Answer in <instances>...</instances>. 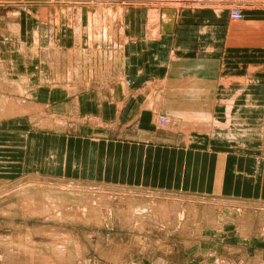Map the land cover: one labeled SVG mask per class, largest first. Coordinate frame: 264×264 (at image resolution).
Here are the masks:
<instances>
[{
  "label": "rangeland",
  "instance_id": "rangeland-1",
  "mask_svg": "<svg viewBox=\"0 0 264 264\" xmlns=\"http://www.w3.org/2000/svg\"><path fill=\"white\" fill-rule=\"evenodd\" d=\"M21 21L26 27L40 26L41 39L33 50L45 62L49 85H61L64 80L70 88L75 83L87 88L92 81L88 88L104 96L124 83L117 71L123 62L126 25L130 37L134 33L154 37L160 23L166 29L174 23L181 27L182 42L210 24L214 43L223 40L224 45L214 50L220 57H172L166 63L167 76L176 70L186 75L206 71L207 79L217 83L222 75L252 71L262 75L264 86V0H0V29L17 37ZM66 21L86 27L83 40L70 54L60 45L61 24ZM65 57L68 76L64 79ZM167 76L163 82L153 81L157 92L149 93L145 86L152 106L149 137L170 135L163 140L172 143L179 135L187 139L191 131H213L220 128L218 120L231 119L230 115L225 118L227 111L196 108V103L211 106L213 102L198 100L202 95L194 99L190 85L174 88ZM181 81L192 83L189 77ZM27 83L19 77L0 78V123L26 118L25 125L34 133L66 128L75 132L85 126L108 139L138 138L136 123L129 122L128 127L117 121L46 114L34 108L24 88ZM215 97L231 101L236 96ZM260 99L264 102V90ZM248 112L250 121L262 119L264 135V111L245 110L244 117ZM11 170L0 163V264H264L257 257L223 252V219L234 216L235 224L238 219L239 225L244 224L242 213L252 210L248 204L179 190L131 188L117 181H83L33 169L11 174ZM259 212L263 232L264 209ZM204 229L212 238L195 235ZM194 250L197 254H192Z\"/></svg>",
  "mask_w": 264,
  "mask_h": 264
},
{
  "label": "crops",
  "instance_id": "crops-1",
  "mask_svg": "<svg viewBox=\"0 0 264 264\" xmlns=\"http://www.w3.org/2000/svg\"><path fill=\"white\" fill-rule=\"evenodd\" d=\"M18 25L17 37H10L8 31L0 29V78L26 79L28 83L24 88L36 105L34 108L60 117L93 118L107 123L117 121L118 124L128 123V127L129 122L136 123L140 130L138 138L128 137L120 141L102 137L86 130L85 126L78 127L75 132L66 128L34 133L25 125L26 118H18L11 121L13 123L3 121L0 123V163L12 167L9 173L20 174L25 169H33L50 175L77 176L83 181H117L131 188L179 190L248 204L252 206L250 213L238 217L245 218L244 224L239 225L240 219L235 224L234 216H226V221L223 219L220 229V236L225 239L221 241L222 251L264 261V230L259 231L262 228L258 213L264 209L262 119L250 121V112L244 117L245 110L264 111V102L260 99L264 90L262 75L252 71L227 74L222 75L217 83L207 79L206 71L204 75L196 72L186 75L176 70L167 76L166 63L172 57H220L214 54V50L218 51L217 45L223 47L224 43L223 40L220 44L214 43L212 25L204 24L198 34L189 36L188 42H182L178 37L181 27L176 28L174 23L171 28L167 27L169 29L160 23L154 37L136 33L130 37L126 25L123 62L119 71L116 70L124 79V87L121 84L108 89L104 96L93 91L95 88L89 89L92 81L87 82L89 88L80 83L70 88L64 80L61 85H49L47 79L51 76L42 66L45 62L37 58L33 50L41 39L37 35H41L40 26L35 23L26 27L23 21ZM84 25H70L68 21L61 24L60 45L66 53H73L83 40ZM30 50L34 55H30ZM67 73L68 59L65 57L61 72L64 79ZM166 76L171 78L174 88L190 85L194 99L202 95L198 100L204 99L205 104L213 102L211 106L196 103V108L204 106L227 111L225 118L230 115L231 119L218 120L220 128L213 131H191L187 139L181 135H176L178 138L173 136L172 143L163 140L170 135L155 133L158 138L149 137L147 129L152 123V106L145 86L149 87V93L157 92L159 89L153 86V81L163 82ZM186 77L191 78L192 83L181 81ZM229 78L232 81H228ZM229 93L236 97L231 101L215 97L217 101H213L214 94ZM122 94L125 97H121ZM257 223L260 226L258 231ZM206 231L195 235L212 238V233ZM196 252L194 250L192 254Z\"/></svg>",
  "mask_w": 264,
  "mask_h": 264
},
{
  "label": "built area",
  "instance_id": "built-area-1",
  "mask_svg": "<svg viewBox=\"0 0 264 264\" xmlns=\"http://www.w3.org/2000/svg\"><path fill=\"white\" fill-rule=\"evenodd\" d=\"M237 17H239L240 16V14L237 12L236 14H235Z\"/></svg>",
  "mask_w": 264,
  "mask_h": 264
},
{
  "label": "bare ground",
  "instance_id": "bare-ground-1",
  "mask_svg": "<svg viewBox=\"0 0 264 264\" xmlns=\"http://www.w3.org/2000/svg\"><path fill=\"white\" fill-rule=\"evenodd\" d=\"M35 205V204H34ZM36 208V207H35ZM132 215V214H131ZM49 236V235H48ZM72 241V240H71ZM67 252V251H66ZM64 253V252H63Z\"/></svg>",
  "mask_w": 264,
  "mask_h": 264
}]
</instances>
